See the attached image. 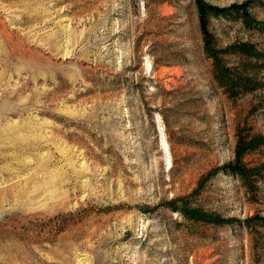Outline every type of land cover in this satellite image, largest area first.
Here are the masks:
<instances>
[{
	"label": "rangeland",
	"instance_id": "obj_1",
	"mask_svg": "<svg viewBox=\"0 0 264 264\" xmlns=\"http://www.w3.org/2000/svg\"><path fill=\"white\" fill-rule=\"evenodd\" d=\"M206 1H249L252 26L208 27L264 84V0ZM236 92L195 0H0V264H264V144L260 174L226 166L264 138V86Z\"/></svg>",
	"mask_w": 264,
	"mask_h": 264
},
{
	"label": "trees",
	"instance_id": "obj_2",
	"mask_svg": "<svg viewBox=\"0 0 264 264\" xmlns=\"http://www.w3.org/2000/svg\"><path fill=\"white\" fill-rule=\"evenodd\" d=\"M198 17L200 22L201 31L203 33L204 39V49L205 53L213 60V74L216 81L230 94L236 95L234 92L244 90L252 91L257 88L263 87L264 84L260 82L259 78L251 71L247 61L252 58H260L261 52L257 51L253 44L249 42L235 43L227 46L226 48L213 47L212 34L209 30V22L215 16H240L247 26H252L253 20L252 15L249 12V1L238 4L234 3L229 7H219L217 5L211 4L206 0H195ZM227 54H235L241 57L244 62L240 67H230L225 63L224 56ZM237 93V92H236ZM263 137V136H262ZM258 136L257 138H251L250 140H244L241 138L238 143L237 156L234 162L226 164L229 167L232 174L236 175L243 182H246L252 175L260 171L246 168L242 165V158L249 151H252L264 144V138ZM177 200H172L171 203L174 204ZM175 207V206H173ZM182 212L185 215H191V211L185 207ZM196 215H199L198 213ZM213 215V214H212ZM264 221V216L255 215L247 218L244 223L250 224L252 221ZM211 222L222 223L225 220H221L220 216H212L210 218Z\"/></svg>",
	"mask_w": 264,
	"mask_h": 264
}]
</instances>
